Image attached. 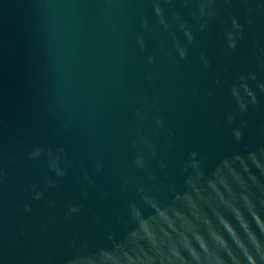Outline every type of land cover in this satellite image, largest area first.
Returning <instances> with one entry per match:
<instances>
[{
	"label": "water",
	"instance_id": "1",
	"mask_svg": "<svg viewBox=\"0 0 264 264\" xmlns=\"http://www.w3.org/2000/svg\"><path fill=\"white\" fill-rule=\"evenodd\" d=\"M0 264H264V0H0Z\"/></svg>",
	"mask_w": 264,
	"mask_h": 264
}]
</instances>
